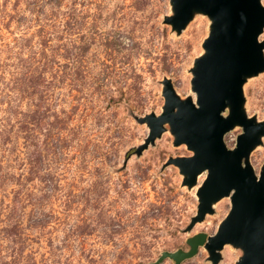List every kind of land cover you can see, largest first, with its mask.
Returning <instances> with one entry per match:
<instances>
[{"label": "rangeland", "instance_id": "374dc122", "mask_svg": "<svg viewBox=\"0 0 264 264\" xmlns=\"http://www.w3.org/2000/svg\"><path fill=\"white\" fill-rule=\"evenodd\" d=\"M169 1L0 0V264H153L228 215L223 198L187 231L206 174L189 190L166 166L192 155L168 125L144 148L140 119L162 112L164 79L195 101L191 69L209 33L203 15L173 32ZM243 96L264 121V72ZM249 162L258 176L264 138ZM224 248L219 264H235L241 251ZM180 264L211 262L199 247Z\"/></svg>", "mask_w": 264, "mask_h": 264}, {"label": "water", "instance_id": "95a60500", "mask_svg": "<svg viewBox=\"0 0 264 264\" xmlns=\"http://www.w3.org/2000/svg\"><path fill=\"white\" fill-rule=\"evenodd\" d=\"M169 4L171 15L164 24L177 35L195 15L207 17L209 33L191 69L195 101L179 98L171 81L164 79L162 112L140 119L149 129L144 148L168 125L173 145H184L192 155L171 158L166 166L178 168L189 190L206 174L196 191L197 213L187 231L213 214L221 199L229 198L231 208L214 235L196 234L187 239V251L164 252L153 264L165 259L180 264L194 257L199 247L207 251L211 264H219L225 245L241 251L235 264H264V165L257 176L249 162L250 153L262 144L264 121L246 114L243 96L247 79L264 72V44L259 42L264 5L261 0H170ZM235 127L242 134L235 148L228 149L224 136Z\"/></svg>", "mask_w": 264, "mask_h": 264}, {"label": "bare ground", "instance_id": "6f19581e", "mask_svg": "<svg viewBox=\"0 0 264 264\" xmlns=\"http://www.w3.org/2000/svg\"><path fill=\"white\" fill-rule=\"evenodd\" d=\"M200 179V178H199ZM214 207V206H213ZM225 249V248H224ZM224 249L222 250V252L221 253H223L224 252Z\"/></svg>", "mask_w": 264, "mask_h": 264}]
</instances>
